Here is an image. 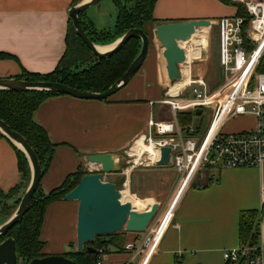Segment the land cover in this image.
<instances>
[{
    "label": "crops",
    "instance_id": "obj_1",
    "mask_svg": "<svg viewBox=\"0 0 264 264\" xmlns=\"http://www.w3.org/2000/svg\"><path fill=\"white\" fill-rule=\"evenodd\" d=\"M73 1L0 0V53L12 56L0 60V79L16 78L23 71L39 75L54 71L66 51L70 20L68 11ZM235 14V7L220 0H156L152 12L155 22L144 25L149 38L147 56L126 86L103 101L69 96H53L43 101L33 113L32 119L45 130L55 149L41 177V192L47 194L56 189L67 176L80 169L87 171L89 167H95L87 164V155L113 153L116 164L121 168L125 160L122 152L139 135L145 133L151 114L156 121L171 120L168 109L160 105L159 101L169 93L180 98L191 96L187 81L201 79L207 90H212L205 79L211 70L204 64L208 56L209 37L214 28L218 30L217 22L220 18ZM82 20L90 23L96 31H112L115 25L114 20L113 27H95V21L86 12H83ZM191 21H206L209 25L198 29L190 41L180 43L186 59L178 66L180 79L170 82L162 50L155 42L153 28L159 24ZM186 44L190 52L184 48ZM246 116L252 115L236 118ZM209 120L210 116L207 124L203 125L202 117H193L192 126H198L201 133ZM253 120L256 123L254 117ZM146 170H139L140 174L135 175L138 171L136 169L129 178L130 192L135 195L126 190L125 201L132 204L133 212H149L154 203L161 205L167 193L166 184L174 180L172 171L170 175L161 176L145 174ZM112 175L120 176V171ZM150 177L157 181L164 179L166 183L163 189L157 185V188L145 185ZM25 189L21 185L15 151L7 140L0 138V191L6 195L15 190L6 201L7 205L15 206ZM262 191L264 167L202 168L182 193L174 210L172 226L165 232L157 253L149 258L147 264H225L223 252L239 245L240 213L251 210L260 212L264 204ZM173 194L168 196L164 204ZM137 195L144 199H139ZM76 217V202L62 200L46 208L40 232V239L45 243V255L67 253L66 246L68 252L73 250L71 247L76 242ZM123 232L115 234L114 242L106 241L101 255L103 264H126L128 254L123 246L129 242H139L143 237L142 234ZM56 240L59 247L53 245ZM259 247L264 250V219L260 222Z\"/></svg>",
    "mask_w": 264,
    "mask_h": 264
},
{
    "label": "built area",
    "instance_id": "obj_2",
    "mask_svg": "<svg viewBox=\"0 0 264 264\" xmlns=\"http://www.w3.org/2000/svg\"><path fill=\"white\" fill-rule=\"evenodd\" d=\"M229 1L242 6L246 17H223L217 22L221 83L208 91L203 80H189L190 97L180 98L169 93L159 104L168 109L171 120L156 121L151 114L145 133L122 152L125 160L120 168L123 181L120 193L127 189L131 194L129 178L134 170L158 167L162 147L171 148L168 166L179 176L174 194L162 210L157 211L141 240L123 246L128 254L126 264H147L157 253L161 239L172 226L178 200L199 170L204 167L262 169L264 166V72L257 71L259 66H264V0ZM208 108L210 120L201 133L192 125L183 127L178 122L180 113H203ZM245 115L255 118L254 129L223 131L227 121ZM140 139L142 145L151 148L150 153L132 151ZM87 171L101 173L98 166L89 167ZM108 175L112 174L103 177ZM261 195L264 203V191ZM102 254L103 249L97 250V264H103ZM222 258L225 264H264V250L237 247L223 252Z\"/></svg>",
    "mask_w": 264,
    "mask_h": 264
},
{
    "label": "trees",
    "instance_id": "obj_3",
    "mask_svg": "<svg viewBox=\"0 0 264 264\" xmlns=\"http://www.w3.org/2000/svg\"><path fill=\"white\" fill-rule=\"evenodd\" d=\"M221 2L235 7V16L246 17L244 8L240 5L231 4L229 0ZM76 0L73 1L74 4ZM156 0H112L116 11L115 25L112 31H96L90 23L82 20L83 13L79 14L80 25L91 42L99 46H107L119 39L127 30L135 28L144 30V25L154 23L152 16L153 7ZM146 33V32H145ZM140 49V41L131 39L117 53L107 58H97L92 55L76 36L71 20L66 39V51L60 59L53 72L45 75L33 74L23 71L20 76L14 78L27 82H51L61 83L75 90L103 93L108 90L125 73L130 63L135 59ZM12 56L0 53V60L9 59ZM79 58L87 61V66L79 68ZM258 72H264L263 64L259 66ZM64 96L48 92H11L0 91V120L3 121L11 131L20 134L29 147L33 150L41 167L43 174L48 168L55 146L50 142L45 130L38 126L32 119L36 109L49 97ZM201 117L202 113H180L178 119L180 125L187 127L192 124L193 117ZM197 132L200 128L195 126ZM0 138L5 139L1 134ZM6 140V139H5ZM17 156V167L21 176V185L26 188L30 180V169L25 156L14 147ZM87 173L78 170L76 173L67 176L62 184L47 194L38 188L31 201V205L22 220L15 225L7 235L0 240L12 238L15 242V252L17 259H23L28 263L33 259L47 256L43 253L45 243L40 239L41 226L43 223L46 208L52 203L62 201L63 197L69 193L79 182L80 178ZM15 190L8 194L0 191V205H7V200ZM15 206H8L15 209ZM264 219V204L259 211L251 210L240 213L238 222V247L259 248L260 222ZM116 235L110 236L115 238ZM98 237L90 244L95 249L94 254L83 250L82 253L70 251L62 255L75 264H97V250L106 247V242L100 241L96 244ZM110 243V242H107ZM95 245V246H94Z\"/></svg>",
    "mask_w": 264,
    "mask_h": 264
},
{
    "label": "water",
    "instance_id": "obj_4",
    "mask_svg": "<svg viewBox=\"0 0 264 264\" xmlns=\"http://www.w3.org/2000/svg\"><path fill=\"white\" fill-rule=\"evenodd\" d=\"M100 0H82L72 4L68 11L73 30L86 49L97 58H107L117 53L131 39L140 41V49L135 59L130 63L125 73L111 87L103 93H90L75 90L61 83L51 82H27L17 79H0V91L11 92H48L69 96L81 100L103 101L128 84L131 78L143 64L149 48V38L143 30L129 29L119 39L112 43L105 52H99V45L94 44L85 35L79 21V14ZM209 25L206 21H191L185 23L159 24L153 28L157 46L162 50L165 61L166 74L170 82L180 79L178 66L183 64L186 54L180 43L190 41L200 28ZM201 113L200 111L197 112ZM0 134L16 147L26 158L30 169V180L17 208L13 214L0 225V240L17 225L30 208L34 194L37 192L42 173L39 161L33 150L24 138L14 132L0 120ZM171 148L160 149V160L156 166L169 165ZM87 164L100 167L101 173H89L83 175L78 184L63 197L65 202L77 203L76 217V250L80 254L85 250L90 254L95 253L90 244L97 237L112 236L121 231L142 234L158 211V204L154 203L149 212H133L129 202H121V194L116 185L104 182V174H117L120 167L115 162L113 153L91 154L85 157ZM0 264H75L63 255H49L36 258L26 263L23 259H17L15 242L12 238L0 242Z\"/></svg>",
    "mask_w": 264,
    "mask_h": 264
},
{
    "label": "rangeland",
    "instance_id": "obj_5",
    "mask_svg": "<svg viewBox=\"0 0 264 264\" xmlns=\"http://www.w3.org/2000/svg\"><path fill=\"white\" fill-rule=\"evenodd\" d=\"M76 1L80 2L82 0H76ZM85 12H86V15H88L89 17L92 16L93 20L96 23L95 27H101V26L113 27V25H114L113 23H114V20H115V10H114V6L112 4V0H100V2L97 5L90 7ZM209 42H210L209 47H208L209 49L207 48L208 49L207 50L208 51V56H207L206 63H204V64L208 65V69L211 70V71H209V73L206 75L205 79H206V81H208V83L210 84L211 88L214 89L222 81V71H221V68H220V65H219V58H218V30H217V28H214L211 31V34H210V37H209ZM187 46H189V45H187V44L184 45V48L188 49V51L190 52V48L187 47ZM83 60H85V59L79 58V63H78L79 68L87 66V61L83 62ZM205 66H203V69H206ZM209 116H210V108L204 109L203 110V116H202L203 125L207 124ZM254 127H255V123H254L253 117L252 116H246V117H240V118H236L235 120L229 121L224 126L223 131L224 132H234V131H239L241 129H245V130L254 129ZM80 170L82 172H85V173L89 174L86 171V169H80ZM137 170L138 171L135 173V175L140 174L139 170H143V169H137ZM171 171L174 174L173 175L174 176V180L173 181H168V183L166 184V189H167L166 192L167 193H166V195H165V197L163 199L164 202L161 205L159 204L160 211L165 206L164 203H165L166 199L168 198V196L171 193H173V191L175 190V188L177 186V183H178V177L179 176L174 173V170H173L172 166L156 167V168L148 169V170L145 171V174L161 175V176L170 175V174H172ZM163 180H158L157 181L156 179L153 180L151 178V179L146 181L145 185L152 186L153 188H157V186H158L161 189L163 187V185L166 183V181L165 180L163 181ZM103 181L104 182L114 183L116 185V189L118 191H122V183H123V181H122L120 176L108 175V176L103 177ZM131 194H133V193L131 192ZM137 197L139 199H142V200L144 199V198H141V196H139V195H137ZM17 206H16V208H17ZM12 214H13V209H9L8 206H6V205L4 206V203H1V205H0V225L2 223H4L6 220H8V218ZM122 233H124V232L122 231ZM107 240H109L108 242H111V240L114 242L113 238L98 237L96 244H98L100 241L106 242ZM57 241L58 240H56V242L53 241V243H54L53 245L54 246L58 245ZM75 245H76V242L71 247L73 249V252H75V250H76V246ZM57 247H59V246H57ZM57 247H55V252L58 251ZM46 250H50V249L46 248ZM43 251H44V249H43ZM66 251L67 252L69 251L68 246H66L65 252Z\"/></svg>",
    "mask_w": 264,
    "mask_h": 264
},
{
    "label": "bare ground",
    "instance_id": "obj_6",
    "mask_svg": "<svg viewBox=\"0 0 264 264\" xmlns=\"http://www.w3.org/2000/svg\"><path fill=\"white\" fill-rule=\"evenodd\" d=\"M110 47L107 46L106 48L105 47H99L97 48L99 52H105L109 49ZM132 151H134L136 154H147V153H150L151 152V148L145 146V145H142L141 143V139L138 140L135 145L133 146V149ZM127 190V189H126ZM126 190H123V192H121V202H129V201H125V191ZM130 203V202H129ZM131 204V203H130ZM131 207H132V204H131Z\"/></svg>",
    "mask_w": 264,
    "mask_h": 264
}]
</instances>
